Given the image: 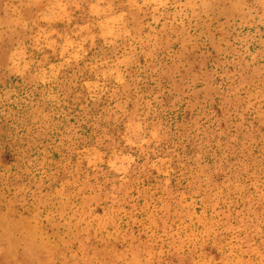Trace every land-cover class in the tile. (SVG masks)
I'll use <instances>...</instances> for the list:
<instances>
[{"label": "rangeland", "instance_id": "obj_1", "mask_svg": "<svg viewBox=\"0 0 264 264\" xmlns=\"http://www.w3.org/2000/svg\"><path fill=\"white\" fill-rule=\"evenodd\" d=\"M0 264H264V0H0Z\"/></svg>", "mask_w": 264, "mask_h": 264}]
</instances>
